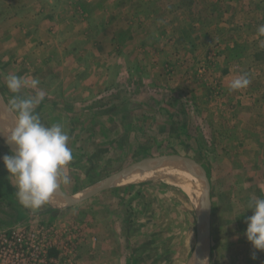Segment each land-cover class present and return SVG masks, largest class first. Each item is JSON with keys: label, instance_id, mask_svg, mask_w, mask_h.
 <instances>
[{"label": "rangeland", "instance_id": "374dc122", "mask_svg": "<svg viewBox=\"0 0 264 264\" xmlns=\"http://www.w3.org/2000/svg\"><path fill=\"white\" fill-rule=\"evenodd\" d=\"M260 25L264 0H0V100L44 93L35 111L70 137L74 199L25 208L0 159V234L32 264H198L202 233L205 264H264L244 235L264 198ZM10 74L40 83L14 94ZM171 154L192 162L203 213L162 180L108 183Z\"/></svg>", "mask_w": 264, "mask_h": 264}, {"label": "clouds", "instance_id": "9594fccd", "mask_svg": "<svg viewBox=\"0 0 264 264\" xmlns=\"http://www.w3.org/2000/svg\"><path fill=\"white\" fill-rule=\"evenodd\" d=\"M258 34L264 36V25L258 26ZM251 80L247 73L232 79L230 90L246 88ZM6 87L14 94L22 88H37L38 79H25L10 74L6 77ZM44 99L41 91L35 98L13 95L6 104V113L10 116L5 127L0 124V135L5 144L12 145L9 153L0 157L10 176L15 180L19 203L27 209L36 211L48 204L61 185L71 183L65 169L73 159L68 146V133L60 123L45 125L35 109ZM183 99V98H182ZM247 209L253 214L246 217L244 235L258 251H264V198L249 201ZM252 258L256 259L255 252Z\"/></svg>", "mask_w": 264, "mask_h": 264}, {"label": "bare ground", "instance_id": "6f19581e", "mask_svg": "<svg viewBox=\"0 0 264 264\" xmlns=\"http://www.w3.org/2000/svg\"><path fill=\"white\" fill-rule=\"evenodd\" d=\"M2 102L3 101L0 100V119L7 123L9 121V119L4 120V117L8 116V115L6 114V107L3 105ZM9 118H10V116H9ZM173 157L170 159H167V160H165V159L168 157L159 158L157 160H161V161L156 162V163H151L152 161L147 162V163H143L141 165L142 166L141 168L133 171L127 177L119 179V181L121 180L120 182L138 184V183H143L146 181L158 179V180H162V181L168 182L170 184L176 185L179 188H181L187 194L188 197H190L192 202L203 213L205 211V208L203 205V203L205 201V199H204L205 194L204 193L201 194L200 189H199L200 188L199 184L197 183L196 178L194 177V174H193L189 164L183 160H187L191 164H192V162L190 160L184 159L182 157H180V158L183 160H181L179 158H175L178 156H173ZM154 161H156V160H154ZM192 166H193V164H192ZM134 168H132V169H134ZM193 168H194V166H193ZM132 169H128L123 174H126L127 172H129ZM206 189H207V185H206ZM55 194L59 195L58 190ZM58 198H59L60 202H63L64 199L60 195L58 196ZM48 204L51 206H58L60 203L58 202V200L53 195V197L51 198V200ZM204 237H205V233H202V237L200 239V242H202ZM198 243H199V241H198ZM204 246H205V243H204ZM197 252H198V250H197ZM197 255H198V253H197ZM205 259L206 258H205V254H204V249H202V264H205V261H206ZM192 263H193V261H192Z\"/></svg>", "mask_w": 264, "mask_h": 264}, {"label": "built area", "instance_id": "2783aa9c", "mask_svg": "<svg viewBox=\"0 0 264 264\" xmlns=\"http://www.w3.org/2000/svg\"><path fill=\"white\" fill-rule=\"evenodd\" d=\"M21 238L18 239L20 241ZM12 244L8 236L0 234V264H32L28 257Z\"/></svg>", "mask_w": 264, "mask_h": 264}, {"label": "crops", "instance_id": "0c3cea01", "mask_svg": "<svg viewBox=\"0 0 264 264\" xmlns=\"http://www.w3.org/2000/svg\"><path fill=\"white\" fill-rule=\"evenodd\" d=\"M10 119V118H9ZM1 120V119H0ZM3 123H1L0 122V124H2V125H4L5 127L7 126V124L9 123V121L6 123V122H4V121H2ZM0 138H1V141L3 142V143H5L4 141H5V138L3 137V135H1L0 136ZM1 143V142H0ZM7 145V144H6ZM7 146H9V147H11L12 148V145H7ZM170 158H172V157H168V158H166L165 160H167V159H170ZM174 158V157H173ZM175 158H179V159H181L180 157H175ZM181 160H183V159H181ZM159 161H161V160H156V161H152L151 163H156V162H159ZM183 161H185V162H187L188 164H189V166H190V168H191V170H192V172H194V168H193V166H192V164L189 162V161H187V160H183ZM150 163V164H151ZM142 165V164H141ZM141 165H137V166H139L138 168H136L137 166H133V167H130V168H127V169H124L120 174H117L116 176H112L109 180H108V183H110L111 185H115V184H113V182H115V180L117 179V178H119V177H121L122 176V178H125V177H127L128 175H130L133 171H135V170H137V169H139V168H141L142 166ZM148 165V164H147ZM144 166V165H143ZM136 168V169H134V170H131V171H129V172H127L126 174H123L125 171H127L128 169H132V168ZM121 179V178H120ZM146 182H148V181H146ZM119 183H121V184H127V183H125V182H119ZM143 183H145V182H143ZM128 184H132V183H128ZM138 184H141V183H138ZM87 188V187H86ZM85 188V189H86ZM84 190V189H83ZM80 191H82V189L80 188V189H78V190H76L75 192H76V194L78 195V193L80 192ZM78 192V193H77ZM55 198L57 199V197L55 196ZM215 251H216V248L214 249V246H212L211 247V251H210V256H211V258H213V256L215 255Z\"/></svg>", "mask_w": 264, "mask_h": 264}, {"label": "water", "instance_id": "95a60500", "mask_svg": "<svg viewBox=\"0 0 264 264\" xmlns=\"http://www.w3.org/2000/svg\"><path fill=\"white\" fill-rule=\"evenodd\" d=\"M1 142V141H0ZM2 144V143H1ZM5 146V145H4ZM10 149H11V147H9ZM166 156H178V157H182V158H184V159H187L186 157H184V156H180V155H176V154H171V155H166ZM191 159V158H190ZM152 160H154V158H152L151 160H147V161H145V163H147V162H150V161H152ZM196 162V161H195ZM197 163V162H196ZM138 165V164H137ZM207 180V179H206ZM208 184V183H207ZM58 194L64 199V201H65V204H71L72 202H74V199L72 198V197H69V196H67V195H65L62 191H61V189L59 190L58 189ZM91 194V193H90ZM205 204H206V202L204 201V203H203V205L205 206ZM201 237H202V234H200L199 235V243H198V246H197V248H196V252H197V250H198V264H202V250H201V242H200V239H201Z\"/></svg>", "mask_w": 264, "mask_h": 264}, {"label": "trees", "instance_id": "16d2710c", "mask_svg": "<svg viewBox=\"0 0 264 264\" xmlns=\"http://www.w3.org/2000/svg\"><path fill=\"white\" fill-rule=\"evenodd\" d=\"M18 205H20V204H18ZM21 208V207H20Z\"/></svg>", "mask_w": 264, "mask_h": 264}]
</instances>
